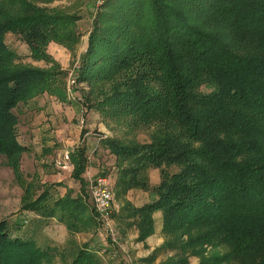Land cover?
Here are the masks:
<instances>
[{"label": "trees", "instance_id": "trees-1", "mask_svg": "<svg viewBox=\"0 0 264 264\" xmlns=\"http://www.w3.org/2000/svg\"><path fill=\"white\" fill-rule=\"evenodd\" d=\"M38 1L53 0H0V156L14 170L24 149L14 109L51 91L55 73L12 66L18 53L6 36L38 60L48 59L50 43L70 49L80 36L77 17ZM101 7L115 11L116 20L104 25L108 15L99 13L93 21L77 79L88 80L106 62L115 67L99 80L128 68L104 89L102 104L126 108L134 124L151 130L150 143H113L110 151L133 164V171L122 167L125 175L146 164L178 167L161 170L157 198L134 213L161 211L164 231L184 238L195 228L197 242L227 247L239 264H264V0H103ZM36 208L24 204L20 211ZM9 224L0 220V264H45L53 248ZM174 247L181 256L191 241ZM96 252L83 245L69 264H96Z\"/></svg>", "mask_w": 264, "mask_h": 264}, {"label": "rangeland", "instance_id": "rangeland-1", "mask_svg": "<svg viewBox=\"0 0 264 264\" xmlns=\"http://www.w3.org/2000/svg\"><path fill=\"white\" fill-rule=\"evenodd\" d=\"M102 2L103 0L37 2L39 7L48 11L65 12L78 19L76 23V30L80 34L78 41L70 49L62 45H58L54 50L49 49V53L51 52L52 55L46 52L48 59L38 60L28 57L24 45H21L18 38L12 34L7 35L5 41L18 53V59L12 62V66H31L35 69L55 73L51 91L42 94L50 95L57 101H66L67 99L66 102L73 108L71 111L81 114L80 116L89 115L93 124L92 134L100 138V145L108 151L102 153V156H98V158L104 160H102L101 170L103 172L101 174L108 178V187L114 198L113 215L108 221L109 225L106 226L94 209L88 188L90 180L87 183L82 178L86 168L89 167L88 163H90L82 145L76 146L72 150L73 152L66 149L58 158L55 157L54 165L57 173L53 182L42 181L43 183H41L42 178L36 177L33 180L25 181L26 178L20 169L22 154H20L15 170L6 165L3 157L0 156V219L10 218L11 232L18 231V229L22 231V227H25V232L27 231L26 234L29 235L35 229L36 242L41 247L51 245L53 248L45 264H69L73 252L87 244L98 249L96 252L98 263L96 264H178L180 261V263L186 261L188 264H239V261L229 257L227 247L197 242L195 238L198 230L195 228L187 231L188 237L184 238L180 231L173 233L164 231L161 211L145 215L134 213L135 203L138 201L148 199L152 202L157 198L153 191L156 185H152V182L158 179L160 183L161 170L173 174L178 171V167L162 166L158 168L146 164V167L136 173L132 172L129 175L126 173L125 175L121 172L122 167H128L131 170L134 169L133 164L126 160H120L121 158H117L110 151L113 143L124 147L150 143L151 130L148 127L134 124L132 122L134 118L127 113L126 108L123 112H119L118 107L110 109L105 108L102 104L104 89L108 90L112 85L119 84L120 77L129 71L128 68L120 70L118 75H111L108 80H99L101 77H106L105 73L113 72V69L110 70L111 66L115 67L114 64L106 62L94 67L88 80L79 82L77 79V72L88 48L93 21L99 13L108 15L107 20L109 21L104 20V25L111 26L116 20L114 18L116 12L102 8ZM121 17L123 16L121 15ZM104 25L103 27H107ZM202 27L208 29L209 26L203 24ZM100 35L102 37V34ZM97 46L94 47L96 57L101 56L103 52V48H97ZM97 70H99V76H96ZM102 70L107 71L103 74ZM72 80L73 84L70 83ZM75 128L70 129L71 134L74 133ZM15 129L17 128L15 127ZM16 133L18 142H21L22 139L20 137L19 140L17 130ZM58 145L59 142L53 146L54 151L57 150ZM47 161L50 164V161ZM80 165L83 168L78 173L76 170ZM63 173L71 174L74 180L71 181V185L63 180L56 181L62 177ZM33 203L38 205L39 209L36 208L31 212L37 215L39 220L30 223L28 214L18 215L20 213L18 210L24 204ZM42 209L47 210L45 214L41 213ZM49 209L53 211V214L49 213ZM155 212H160V214ZM25 221L26 224L23 223ZM46 222L50 224L42 228L41 226ZM190 241L191 248L186 249L185 253L179 256V249L174 247V244H187Z\"/></svg>", "mask_w": 264, "mask_h": 264}, {"label": "crops", "instance_id": "crops-1", "mask_svg": "<svg viewBox=\"0 0 264 264\" xmlns=\"http://www.w3.org/2000/svg\"><path fill=\"white\" fill-rule=\"evenodd\" d=\"M48 46L49 47H47L46 52H48L49 55H52L51 52L49 53V49L54 50L57 49L56 47H58V45L51 43ZM24 48L26 50V55L28 56L26 46H24ZM77 100L80 101V99ZM66 101H57L50 95L42 94L29 99L27 102L20 104L18 107H16V109H14V113L17 116L16 130L18 131V138L19 140L20 137L22 139V141H19V143L24 148L21 156L20 169L26 178L24 179L25 181L33 180V178L36 177L42 178L40 181L41 183L53 182L57 173L56 167L54 165L55 157L58 158L60 154H62V152H64L66 149L72 151L78 145H82L83 148H85L84 150L86 151V157L90 162L88 163L89 167L86 168V171L82 175L83 180L88 183V181L91 179L104 177L101 174L103 172L101 170L103 159L100 160V157L98 158V156H102V153L108 151L103 149L100 145V138L92 134L93 129L91 128L93 124L89 115L86 116L85 114L80 116L81 114L79 115L77 112L71 111L73 108H71L72 106ZM83 116L86 117L84 118ZM37 120L38 122H35ZM76 121L78 122L74 124ZM72 127L78 128L74 129L75 131L73 134L70 132ZM58 142V148L54 151L53 146ZM94 152L95 154H93ZM47 160L50 161V164L47 163ZM70 166L73 168L72 163H70ZM61 178H58L56 181L63 180L70 185L71 181H74L70 173H63ZM158 183L159 181L157 179V181L152 182V185L155 186L158 185ZM149 202L150 201H148V199H143L138 201V203H135V206L138 208ZM155 213L158 215L160 214V212ZM22 214H28L30 218L28 222L30 223L39 220V217H37V215L31 211H20V213H18V215ZM23 223L26 224V221ZM49 224V222H46L41 227H46ZM22 228L23 231L26 230L25 227ZM19 235L23 236L22 233ZM30 235L36 242L35 229ZM47 247L52 246L47 245Z\"/></svg>", "mask_w": 264, "mask_h": 264}, {"label": "built area", "instance_id": "built-area-1", "mask_svg": "<svg viewBox=\"0 0 264 264\" xmlns=\"http://www.w3.org/2000/svg\"><path fill=\"white\" fill-rule=\"evenodd\" d=\"M71 84L74 81H70ZM89 193L91 195L94 209L99 216V218L106 223L108 226V221L113 215V193L108 187V178L99 177L94 180H90L88 183Z\"/></svg>", "mask_w": 264, "mask_h": 264}]
</instances>
